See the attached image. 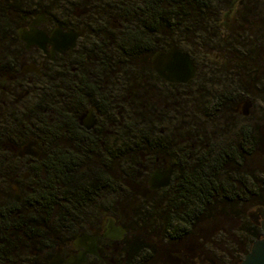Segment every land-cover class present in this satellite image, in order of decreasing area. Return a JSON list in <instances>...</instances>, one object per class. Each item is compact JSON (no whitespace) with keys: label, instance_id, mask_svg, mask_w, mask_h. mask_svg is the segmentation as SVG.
Listing matches in <instances>:
<instances>
[{"label":"trees","instance_id":"trees-1","mask_svg":"<svg viewBox=\"0 0 264 264\" xmlns=\"http://www.w3.org/2000/svg\"><path fill=\"white\" fill-rule=\"evenodd\" d=\"M235 4V0L100 2L93 14L103 33H99L98 52L91 58L98 76L99 98H93L92 85L80 98L76 81L66 77L52 84L49 103L40 99L34 104L33 131L44 143L45 157L34 165L27 183L30 190H23L21 203L2 198L0 264L37 263L51 256L60 237L79 219H88L98 207L113 204L111 198L127 197L120 190L127 186L124 181L136 175L142 151L153 156L160 151L168 154L174 160L178 179L173 195L153 202L166 203L169 208L146 209L142 218L150 227L163 228L164 235L193 240V250H199V240L208 242L219 234V222L238 218L243 220L242 230L252 244L262 238L261 228L246 214L247 209L264 207V180L254 173V165L262 164L258 162L254 133L244 130L242 142L219 148L215 155L208 147V141L221 138L211 124L231 110V96L217 98L210 115L203 111L191 115L192 111L181 104L190 97L182 93L183 87L165 88L160 94L151 89L156 83L151 56L175 45L194 59L192 52L183 50L173 39L180 36L203 46L208 30L213 26L221 30L223 18ZM216 35L210 39L223 38ZM230 42L233 40L226 41ZM233 45L230 60L242 66L235 51L238 46ZM107 79L111 80L109 84L103 81ZM144 85L146 95L142 96ZM245 92L239 97L241 103ZM151 96L157 101L152 102ZM94 103L106 114H114L118 124L106 151L78 124L80 112ZM210 125L213 130L208 132ZM128 156L130 161L125 159ZM12 176L0 175V182L11 192ZM252 244L244 245L238 264Z\"/></svg>","mask_w":264,"mask_h":264},{"label":"flooded vegetation","instance_id":"flooded-vegetation-1","mask_svg":"<svg viewBox=\"0 0 264 264\" xmlns=\"http://www.w3.org/2000/svg\"><path fill=\"white\" fill-rule=\"evenodd\" d=\"M103 1L0 0V175H13L9 179L12 192L9 190L4 195L0 193L1 198H12L17 202L12 188L14 184L20 190L22 202L23 190H30L27 183L31 180L34 165L45 157L44 143L33 131L34 98L46 99L49 103L52 84L60 78L66 80L67 77L76 81L80 98L85 96L84 91L92 85L91 94L98 100V76L91 58L98 52L100 45L97 42L102 37L99 33H103V29L98 28L101 23L93 13ZM64 2L81 3L82 7L76 8L73 15L67 14L62 6ZM57 29L65 34L73 32L79 35L73 49L52 54L51 43L44 40L42 43L39 39L44 36L51 39ZM38 40L40 42L36 43ZM151 70L156 80L151 87L155 94L167 88L174 89V86L183 87L182 90L193 86L192 82L186 85L168 83L159 78L152 64ZM111 80L103 81L109 84ZM142 89V96H145L146 86ZM151 101L156 102L157 98L151 96ZM239 106L237 112L241 111ZM90 109H93L90 116L94 126L88 129L83 122ZM113 115L106 114L94 103L78 116L82 132L94 136L103 151L111 146L114 130L118 126ZM27 146H30V153L22 156ZM174 147L172 143L171 154L176 152ZM164 153L160 151L159 155L153 156L142 151L140 158H137L139 163L136 175L124 181L127 186L120 190L127 197L111 198L113 204L106 208L98 207V212L89 215L88 219H79L71 230L60 237L54 254L29 264H49L55 257H58L61 264H217L216 260L205 253L194 255L189 247L180 249L181 244H190L189 238L164 235L163 228L150 227L142 218L146 209L154 211L169 208L170 205L166 203L153 202L156 199L164 200L177 191L174 160ZM125 159L130 161V156ZM170 167L174 172L169 186L151 190L149 184L152 174L164 172ZM109 219L114 221L115 231L108 233L106 223ZM191 248H195L194 244Z\"/></svg>","mask_w":264,"mask_h":264},{"label":"rangeland","instance_id":"rangeland-1","mask_svg":"<svg viewBox=\"0 0 264 264\" xmlns=\"http://www.w3.org/2000/svg\"><path fill=\"white\" fill-rule=\"evenodd\" d=\"M235 2L232 11L223 18L222 29L211 27L202 42L203 46L196 41L186 42L182 37L179 38L180 36L173 39L179 41L183 50L192 52L199 68L197 81L193 86L182 90L189 91V101H181V104L192 111L191 115H196L199 111L210 115L216 99L230 95L234 101L233 107L230 111L223 112L221 117L215 118V122L211 124L215 129L217 128L221 138L208 141V147L211 146L209 151L215 155L219 148L239 144V141L243 140L242 132L250 130L258 141L256 152L260 153L261 159L259 157L258 162L262 163L260 166L254 165V173L264 180V0H235ZM81 5L73 2L62 3L66 13L72 15ZM216 34H221L223 38L210 39ZM225 40H233V42L226 43ZM165 42L169 43V41ZM233 43L238 46L235 51L241 58L242 66L230 60L232 56L230 49L235 46ZM244 90L246 96L241 103L239 97H243ZM246 98L251 101V107L248 109V115L244 116L242 106L247 101ZM34 99L35 104L37 99ZM238 106L241 107V111L234 112L233 109ZM211 125L207 127L208 132L213 130ZM7 192H9L7 186L0 182V193L4 195ZM2 203L0 197V209ZM246 211L248 215L252 209ZM242 221L238 218L229 223L216 222L218 223L216 232L219 231V234L208 242L202 243L199 240L197 245L199 250L191 248L194 244L193 240L189 245L181 244L180 249L189 247L194 255L205 253L206 256L216 260L217 264H238V259L243 257L241 252L244 245L248 242L252 244L248 235L242 230L244 226Z\"/></svg>","mask_w":264,"mask_h":264},{"label":"water","instance_id":"water-1","mask_svg":"<svg viewBox=\"0 0 264 264\" xmlns=\"http://www.w3.org/2000/svg\"><path fill=\"white\" fill-rule=\"evenodd\" d=\"M86 12L87 11H84V13ZM78 37L79 35L73 32L65 34L61 29H57L52 34L51 39L48 40L45 38V36L39 37V39L42 40V43L43 40L44 42L47 41L51 43L53 47L52 54H55V52L61 53L73 49L76 45V40ZM35 42L39 43L40 40ZM151 64L154 72L159 76V78L171 84L186 85L196 80L198 76V67L195 60L189 54L183 52L175 45L171 46L167 51H156L151 57ZM250 107L251 101L247 100L242 106L244 116L248 115V109ZM92 110L93 109H90L87 112V115L84 117L85 122H83V124L88 129L94 126V122L91 121L92 118L90 116L92 114ZM29 149L30 146H27L25 149H23L22 156L24 154H29ZM36 157L38 158L39 155H36ZM173 172L174 169L170 167L164 172L157 171L156 173L152 174L153 176L149 184L150 189L158 190L168 187ZM12 188L15 191L17 202H21L19 188L14 184H12ZM248 215L252 222L261 228L262 238L252 244L249 253L246 254L241 264H264V207L253 209ZM108 221L109 222L106 223V230H108V233L115 231L114 221L112 219H109ZM120 232L124 233V230L120 229ZM49 264H61V261L58 259V257H55Z\"/></svg>","mask_w":264,"mask_h":264}]
</instances>
